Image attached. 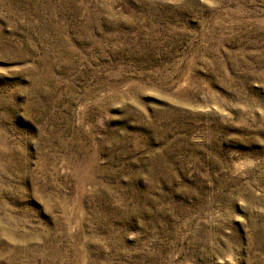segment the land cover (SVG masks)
I'll return each instance as SVG.
<instances>
[{
    "label": "rangeland",
    "instance_id": "rangeland-1",
    "mask_svg": "<svg viewBox=\"0 0 264 264\" xmlns=\"http://www.w3.org/2000/svg\"><path fill=\"white\" fill-rule=\"evenodd\" d=\"M0 264H264V0H0Z\"/></svg>",
    "mask_w": 264,
    "mask_h": 264
},
{
    "label": "bare ground",
    "instance_id": "bare-ground-1",
    "mask_svg": "<svg viewBox=\"0 0 264 264\" xmlns=\"http://www.w3.org/2000/svg\"><path fill=\"white\" fill-rule=\"evenodd\" d=\"M5 234L8 237L12 236V232L9 230V227L6 225H0V235Z\"/></svg>",
    "mask_w": 264,
    "mask_h": 264
}]
</instances>
